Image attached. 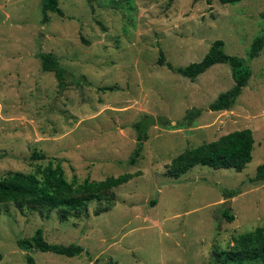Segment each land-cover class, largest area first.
<instances>
[{
  "label": "rangeland",
  "instance_id": "rangeland-1",
  "mask_svg": "<svg viewBox=\"0 0 264 264\" xmlns=\"http://www.w3.org/2000/svg\"><path fill=\"white\" fill-rule=\"evenodd\" d=\"M57 4L63 14L47 10L44 22L42 0H0V178L47 162H58L68 181L137 175L114 188V205L98 214L104 203L96 200L87 214L63 221L56 209L0 203V264H28L27 254L36 264H226L219 253L233 238L264 225V180H249L264 164V45L247 59V84L222 111L208 105L234 85L229 64L190 80L157 61L161 50L175 68L198 62L216 39L245 59L264 33V0ZM41 53L65 68L62 87L42 69ZM189 110L199 113L182 122ZM137 121L147 136L131 165ZM244 128L254 143L242 170L196 164L176 178L165 173L183 150ZM33 152L44 158L31 159ZM235 188L226 198L224 190ZM224 202L231 221L222 216ZM38 228L46 242L83 251L21 249L17 241Z\"/></svg>",
  "mask_w": 264,
  "mask_h": 264
},
{
  "label": "trees",
  "instance_id": "trees-1",
  "mask_svg": "<svg viewBox=\"0 0 264 264\" xmlns=\"http://www.w3.org/2000/svg\"><path fill=\"white\" fill-rule=\"evenodd\" d=\"M211 1V0H207ZM221 3H235L240 0H219ZM44 14L42 20H48L47 10L62 15L57 0H42ZM264 45V33L256 36L248 50L246 58L227 54L224 43L220 39L214 40L206 54L198 62H192L184 67H173L164 59L163 52L159 50L158 64H165L171 70L179 72L183 76L194 80L210 66L216 63H227L231 68L234 85L225 92L220 93L217 98L208 105L212 111L228 110L234 104L241 93L242 87L247 84L251 71L247 59L256 57ZM41 64L43 70H51L59 80V85H64L65 68H63L52 53H41ZM199 110H189L184 115L182 122L191 119ZM148 124L150 123L147 122ZM138 129L136 145L128 158V163L135 164L139 157L143 142L147 134L143 131L141 121L133 124ZM142 126V128H141ZM254 138L251 129L244 128L234 130L221 135L216 140L201 143L195 147L187 148L176 155L167 166L166 174L176 178L196 164L207 165L213 168H232L236 171L242 170L252 159ZM44 154L33 152L31 159L42 160ZM137 173H122L117 176H108L102 180L84 178L81 182L75 179L68 181L64 176L62 166L57 162L45 165L38 164L32 172L13 171L0 178V203L12 202L19 210L28 209L42 213V209H56L58 218L63 221L69 217H81L87 214V204L91 200L103 202L104 204L95 209V214L108 210L115 203L113 189L126 183ZM252 182L264 180V164L257 167L256 173L249 179ZM239 189L224 190L226 198L233 197L239 193ZM154 203V201H152ZM222 210V216L228 221L233 219L229 213V202ZM21 249L29 251L37 249L40 251H51L67 256H74L83 251V247L77 244L67 246L48 243L43 238L42 229L38 228L29 238L17 241ZM222 261L226 264H243L245 261L260 260L264 264V225L257 226L253 230L246 231L233 238L232 245L227 250L221 251ZM1 258V255H0ZM28 264H36L34 258L27 254ZM105 264H117L109 260Z\"/></svg>",
  "mask_w": 264,
  "mask_h": 264
}]
</instances>
